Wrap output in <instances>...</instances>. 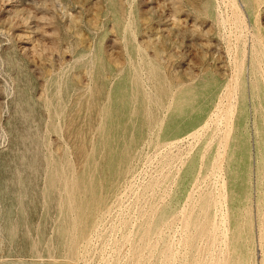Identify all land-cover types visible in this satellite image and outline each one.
Wrapping results in <instances>:
<instances>
[{"label":"rangeland","instance_id":"obj_1","mask_svg":"<svg viewBox=\"0 0 264 264\" xmlns=\"http://www.w3.org/2000/svg\"><path fill=\"white\" fill-rule=\"evenodd\" d=\"M0 264H264V0H0Z\"/></svg>","mask_w":264,"mask_h":264},{"label":"bare ground","instance_id":"obj_2","mask_svg":"<svg viewBox=\"0 0 264 264\" xmlns=\"http://www.w3.org/2000/svg\"><path fill=\"white\" fill-rule=\"evenodd\" d=\"M234 5V4H233ZM236 9V8H235ZM239 14V13H238ZM238 16V15H237ZM240 16V15H239ZM235 18V17H234ZM241 19V18H240ZM241 21V20H240ZM238 24V23H237ZM242 25V24H241ZM234 107L233 106H229L228 108H227V110H226V121L227 122H230L231 120H232V117H233V115H234V110L235 109H233ZM222 111V110H221ZM241 120V116H240V114H238V121H240ZM240 122H242V121H240ZM230 124H231V122H230ZM230 129L231 128H229V131H230ZM230 133V132H229ZM228 136H229V134H228V132H227V135L224 137V141L223 142H227L228 141ZM226 145V144H225ZM216 155V154H215ZM203 156V155H202ZM222 156V155H221ZM220 157V156H219ZM221 159V158H220ZM216 160L218 161V163H219V161H221V163L223 162L222 160H219V158L217 157L216 158ZM239 160H240V157H239ZM221 168V167H220ZM216 169V168H215ZM219 169V168H218ZM217 170V169H216Z\"/></svg>","mask_w":264,"mask_h":264}]
</instances>
